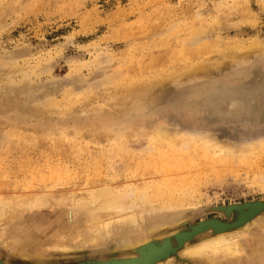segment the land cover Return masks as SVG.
Here are the masks:
<instances>
[{
  "label": "rangeland",
  "instance_id": "obj_1",
  "mask_svg": "<svg viewBox=\"0 0 264 264\" xmlns=\"http://www.w3.org/2000/svg\"><path fill=\"white\" fill-rule=\"evenodd\" d=\"M0 1V195L54 192L79 201L98 184L139 185L156 206L177 207L168 222L222 216L217 210L201 215L208 206L264 200L258 180L264 154L257 163L205 162L201 173L180 161L199 156L195 148L154 142V150L141 152L153 133L171 126H160L162 118L133 117L164 104L183 82L224 73L257 53L254 58L263 57L264 0ZM100 58L106 70L97 68ZM60 207L38 205L22 218L39 213L56 224ZM35 218L24 221L25 231L45 229L33 225ZM261 223L244 240L264 237ZM10 244L0 242V256L11 264L81 259L47 243L41 252L22 253ZM73 244V251L87 248L93 255L118 245L104 241L94 250L79 240ZM256 259L264 264V255ZM171 262L208 264L182 255Z\"/></svg>",
  "mask_w": 264,
  "mask_h": 264
},
{
  "label": "bare ground",
  "instance_id": "obj_2",
  "mask_svg": "<svg viewBox=\"0 0 264 264\" xmlns=\"http://www.w3.org/2000/svg\"><path fill=\"white\" fill-rule=\"evenodd\" d=\"M257 45L251 47L255 50ZM257 54L224 73L211 77L206 73L202 79L183 82L169 92L161 106L135 112V119L162 118L167 122L158 120L160 126H171L153 133L148 148L141 152L154 150V142L183 150L195 148L199 156L183 155L180 161L201 173L204 163L210 161L224 164L236 159L257 163L264 154V56L254 58ZM95 62L97 68L106 70L104 58ZM111 79V83H117V76ZM258 180L264 181V176L259 175ZM38 205L61 206L63 218L50 224L39 213L31 215L28 218L36 216L33 225L45 229L25 231L24 221L28 218L22 216ZM176 208L172 204L156 206L148 189L139 185L120 189L98 184L79 201L54 192L23 199L0 195V242L10 239V245L20 253L41 252L47 243L81 256L66 264H173L171 261L179 255L208 264H263L256 258L264 255V237H244L263 220L264 200L204 207L201 215L217 210L222 216L205 218L198 214L201 218L197 222L195 216L165 220ZM76 240L94 250L104 241L118 245L111 244L108 251L93 255L87 248L73 251ZM0 264L11 263L0 256Z\"/></svg>",
  "mask_w": 264,
  "mask_h": 264
},
{
  "label": "water",
  "instance_id": "obj_3",
  "mask_svg": "<svg viewBox=\"0 0 264 264\" xmlns=\"http://www.w3.org/2000/svg\"><path fill=\"white\" fill-rule=\"evenodd\" d=\"M225 75V74H224Z\"/></svg>",
  "mask_w": 264,
  "mask_h": 264
}]
</instances>
